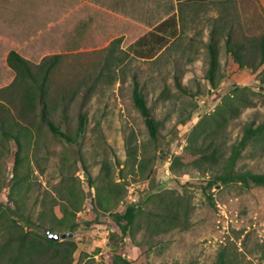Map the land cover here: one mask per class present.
Here are the masks:
<instances>
[{"label":"rangeland","instance_id":"rangeland-1","mask_svg":"<svg viewBox=\"0 0 264 264\" xmlns=\"http://www.w3.org/2000/svg\"><path fill=\"white\" fill-rule=\"evenodd\" d=\"M207 3L201 4L195 30L182 31L157 58L140 59L118 50L122 62L112 61L111 73L100 81L87 105L86 133L77 144L42 130L35 135L38 144L25 143L24 161L16 171L18 146L3 141L0 133V243L6 234L5 217L17 218L19 213L31 226L42 221L50 225L53 217L71 213L77 229L70 239L78 246L73 264H119L118 256L131 264H217L224 247L242 264H264V187L246 190L232 184L206 192V181L215 171L186 164L192 139L193 143L213 139L228 158L248 124L264 123L262 69L238 70L226 43L228 37L245 43L262 36L264 28L255 27L252 33L245 28L237 0ZM213 29L220 37L216 87L206 78ZM130 44L122 39L121 49ZM107 55L106 51L63 55L53 77L54 91L93 81ZM252 56L258 63V52ZM135 76L147 87L148 104L161 124L157 141L134 106ZM176 77L183 91L176 87ZM14 78L12 70H0V89ZM231 103L234 117L227 111L228 121L208 137L218 112ZM70 113L75 127L76 107ZM196 127L199 132L194 137ZM238 168L264 173V144L249 146ZM98 197L109 212L99 211ZM175 200L184 225L167 232L148 229L149 219L162 211L161 201L167 205ZM129 206L136 207L140 216L132 232L123 236L113 214L124 213ZM74 207L79 211L74 213ZM105 237L108 242H103Z\"/></svg>","mask_w":264,"mask_h":264},{"label":"trees","instance_id":"trees-1","mask_svg":"<svg viewBox=\"0 0 264 264\" xmlns=\"http://www.w3.org/2000/svg\"><path fill=\"white\" fill-rule=\"evenodd\" d=\"M179 38L178 21L176 17H171L138 39L125 51L121 49L122 39H116L105 49L108 53L106 62L93 81L90 83L87 81L79 82L75 89L66 88L59 93L54 91L53 77L58 64L64 57L63 55H53L43 59L41 63L35 64L18 53L11 52L8 57V65L15 73V78L9 86L0 89V133L3 141H14L18 146L15 170L17 171L24 161V157L21 155L27 148L25 143L28 145L34 140L38 144L35 135H39L42 130H47L54 137L62 138L70 144L80 142L86 133L89 122L87 105L98 89L102 78L111 73L112 61L122 62L121 58L117 56L118 50L140 59H155ZM219 43V33L213 30L210 35V42L207 44L210 62L206 74L207 80L212 83L213 87H216V76L221 70ZM226 43L227 53L233 58L238 70L258 72L262 69L259 74L261 86H264V34L260 37L248 38L245 43L233 42L232 37H228ZM254 51H257L260 57L258 63L253 59ZM175 81L176 87L183 91L184 87L180 78L176 77ZM132 100L135 108L144 118L152 140L157 141L161 124L155 119L153 110L148 104L147 87L140 83L137 76L134 78ZM73 106L77 110L75 127L70 113ZM226 106L229 109L222 108V111L218 112L217 115L219 116L215 119V129L213 128L206 134L208 137L210 133L213 136L217 131L219 132L223 123L228 121L227 111H230L234 117L235 111L231 110L235 108L234 105L231 103V105ZM206 129L207 127L203 130ZM194 130L193 136L196 135L197 137L199 127ZM203 130H200V133H203ZM212 140L206 138L201 142L193 143L192 139L188 148V150L191 149V153L188 154L190 159L186 163L203 168L207 172L209 170L215 171L206 181V192L232 184L240 185L246 190L264 187V173H255L251 170L238 168L242 154L249 146L260 142L264 144V123L260 125L248 124L244 129L242 139L233 145L228 158H224L222 147ZM186 155L177 157L173 166H176L178 162L181 163ZM96 202L101 213L110 211L105 207L100 197L96 199ZM161 203L162 211L153 215L155 219H149L148 229L167 232L169 229L183 226L184 219L179 212L180 205L178 202L175 200L167 205L162 201ZM74 208V213L79 211V208ZM70 214L64 215L61 219L53 217L49 221L50 225L42 221L33 226L29 225L24 220L23 215L19 213L16 215L17 218L5 217L3 224H5L6 234L0 243V264H73L78 248L77 243L70 238L55 242L48 239L46 234L42 232V230L75 232L77 225L69 218ZM139 216L138 209L134 206H129L124 213L113 214L118 230L123 236L132 232ZM96 222H98L97 219L88 224L91 226ZM117 262L119 264H131L122 256H118ZM217 264L242 263L234 252L224 247L219 253Z\"/></svg>","mask_w":264,"mask_h":264},{"label":"crops","instance_id":"crops-1","mask_svg":"<svg viewBox=\"0 0 264 264\" xmlns=\"http://www.w3.org/2000/svg\"><path fill=\"white\" fill-rule=\"evenodd\" d=\"M210 1L233 0H0V70H12L11 52L39 64L103 52L116 39L132 45L171 17L179 33L193 31L201 4ZM237 1L245 28H264V0Z\"/></svg>","mask_w":264,"mask_h":264},{"label":"water","instance_id":"water-1","mask_svg":"<svg viewBox=\"0 0 264 264\" xmlns=\"http://www.w3.org/2000/svg\"><path fill=\"white\" fill-rule=\"evenodd\" d=\"M46 236L48 237V239L55 241V242H59L61 240H64L66 238H71L73 236V234L71 232H68L66 234H59V233H53L51 231H45Z\"/></svg>","mask_w":264,"mask_h":264},{"label":"built area","instance_id":"built-area-1","mask_svg":"<svg viewBox=\"0 0 264 264\" xmlns=\"http://www.w3.org/2000/svg\"><path fill=\"white\" fill-rule=\"evenodd\" d=\"M107 236H109V233H107ZM108 237H105L104 241L103 242H108Z\"/></svg>","mask_w":264,"mask_h":264}]
</instances>
